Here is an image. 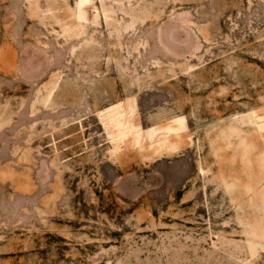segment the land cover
<instances>
[{"label":"rangeland","instance_id":"obj_1","mask_svg":"<svg viewBox=\"0 0 264 264\" xmlns=\"http://www.w3.org/2000/svg\"><path fill=\"white\" fill-rule=\"evenodd\" d=\"M0 264H264V0H0Z\"/></svg>","mask_w":264,"mask_h":264}]
</instances>
